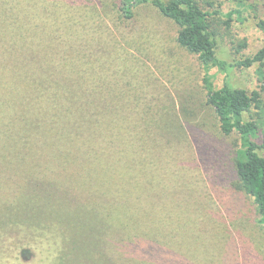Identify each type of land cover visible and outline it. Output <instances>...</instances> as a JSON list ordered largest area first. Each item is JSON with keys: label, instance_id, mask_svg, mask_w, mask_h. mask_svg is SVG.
Returning <instances> with one entry per match:
<instances>
[{"label": "rangeland", "instance_id": "374dc122", "mask_svg": "<svg viewBox=\"0 0 264 264\" xmlns=\"http://www.w3.org/2000/svg\"><path fill=\"white\" fill-rule=\"evenodd\" d=\"M61 2L67 7L63 16L72 13L82 30L77 41L87 54L76 64L83 80L99 83L94 96L116 102L128 129L125 136L114 134L115 140L98 132L108 153L96 146L104 158L95 161V175L79 177L75 166L81 161L60 150L50 163L30 160L34 177L42 175L48 186L52 202L43 205L46 211L17 210L15 183L0 174V264H94L75 254L80 245H86L85 255L98 248L120 264H264V224L254 197L237 183L239 134L221 131L206 99L201 62L177 42V26L149 7L133 24H120L114 16L119 0ZM204 7L219 57L234 63L264 47L258 25L264 0H204ZM260 68L254 62L235 65L228 74L212 67L211 73L216 88L229 81L251 92L261 88ZM253 116L263 139L264 112L253 109ZM61 210L74 220L61 221L53 213ZM23 247L30 250L23 253Z\"/></svg>", "mask_w": 264, "mask_h": 264}, {"label": "trees", "instance_id": "16d2710c", "mask_svg": "<svg viewBox=\"0 0 264 264\" xmlns=\"http://www.w3.org/2000/svg\"><path fill=\"white\" fill-rule=\"evenodd\" d=\"M119 1L114 16L120 24H133L142 10L149 7L159 18L175 24L177 42L198 55L204 71L206 99L220 120L221 131L239 134L240 146L235 156L237 183L254 197L259 221L264 224V138L260 136L259 120L253 116V109L264 112V47L253 57L234 63L219 57L218 37L204 0ZM63 4L61 0H0V25H4L0 32V174L10 184L15 183L12 197L17 210H45L43 205L52 202L43 176L34 177L36 170H32L30 160L50 163L60 150L65 158L75 156L81 161L75 166L79 177L81 173L95 175V161L104 158L99 152H107L98 144V132H107L114 139V134L125 136L128 129L127 116L113 107H117L116 102L94 96L99 83L89 78L83 80V69L76 62L86 56L87 48L77 41L76 34L82 30L72 13L63 16L67 11ZM258 25L264 31V19ZM254 62L261 66L260 89L249 92L229 81L215 87L212 67L228 74L235 65L251 66ZM3 80L13 86H5ZM103 86L107 91L111 89ZM120 106L127 108L125 102ZM82 168H86L85 172ZM20 178H25L24 185ZM70 181L69 186L73 187L76 180ZM80 181L78 185H82ZM1 186L4 184L0 183ZM35 187L47 190V194L36 193ZM116 210L123 212L124 208ZM66 211L53 213L66 222L73 219L67 218ZM113 230L120 228L114 226ZM85 246L76 247L75 254L94 259V264H120L116 256H106L98 248L92 255H85ZM29 250L23 247L21 252ZM106 257L109 258L105 260Z\"/></svg>", "mask_w": 264, "mask_h": 264}]
</instances>
